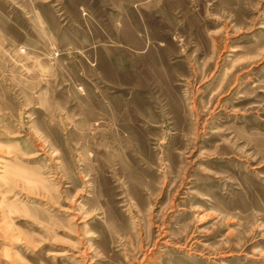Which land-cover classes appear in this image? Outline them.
<instances>
[{
	"label": "rangeland",
	"instance_id": "1",
	"mask_svg": "<svg viewBox=\"0 0 264 264\" xmlns=\"http://www.w3.org/2000/svg\"><path fill=\"white\" fill-rule=\"evenodd\" d=\"M0 264H264V0H0Z\"/></svg>",
	"mask_w": 264,
	"mask_h": 264
}]
</instances>
